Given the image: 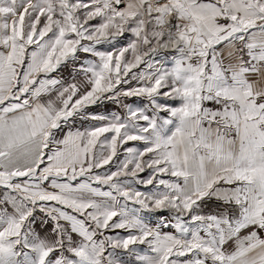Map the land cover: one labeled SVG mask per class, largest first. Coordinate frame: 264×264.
<instances>
[{"label": "snow or ice", "instance_id": "1", "mask_svg": "<svg viewBox=\"0 0 264 264\" xmlns=\"http://www.w3.org/2000/svg\"><path fill=\"white\" fill-rule=\"evenodd\" d=\"M0 264H264V0H0Z\"/></svg>", "mask_w": 264, "mask_h": 264}, {"label": "rangeland", "instance_id": "2", "mask_svg": "<svg viewBox=\"0 0 264 264\" xmlns=\"http://www.w3.org/2000/svg\"><path fill=\"white\" fill-rule=\"evenodd\" d=\"M65 76H67V72H65ZM91 110L99 113L107 114L108 112L115 110V105H111V104L96 105L93 106ZM133 143L139 145L140 142H133Z\"/></svg>", "mask_w": 264, "mask_h": 264}]
</instances>
